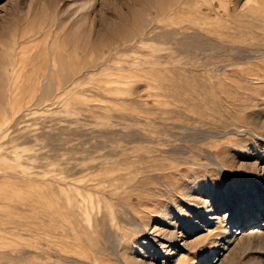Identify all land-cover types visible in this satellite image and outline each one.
Returning <instances> with one entry per match:
<instances>
[{"label":"rangeland","instance_id":"obj_1","mask_svg":"<svg viewBox=\"0 0 264 264\" xmlns=\"http://www.w3.org/2000/svg\"><path fill=\"white\" fill-rule=\"evenodd\" d=\"M255 217L264 0H0V264H264Z\"/></svg>","mask_w":264,"mask_h":264},{"label":"bare ground","instance_id":"obj_2","mask_svg":"<svg viewBox=\"0 0 264 264\" xmlns=\"http://www.w3.org/2000/svg\"><path fill=\"white\" fill-rule=\"evenodd\" d=\"M207 12V11H206ZM209 14V13H208ZM202 15V14H201ZM38 84V83H37ZM264 222V218H253V219H249L247 220L244 225L241 226V230L237 229L235 231V234L238 235V234H243L245 235L244 233L248 230V229H251V228H256L258 227L259 225H261L262 227V223ZM242 235V236H243ZM226 246H224V249H225ZM223 251H219L217 254L214 255V260L215 261H221V257L223 256ZM225 256V255H224Z\"/></svg>","mask_w":264,"mask_h":264}]
</instances>
